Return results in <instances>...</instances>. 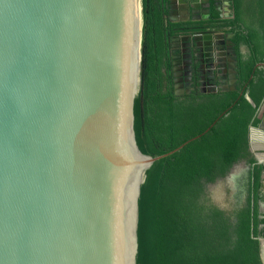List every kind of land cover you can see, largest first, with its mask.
Segmentation results:
<instances>
[{
  "label": "water",
  "instance_id": "95a60500",
  "mask_svg": "<svg viewBox=\"0 0 264 264\" xmlns=\"http://www.w3.org/2000/svg\"><path fill=\"white\" fill-rule=\"evenodd\" d=\"M140 21V0H0V264H148L144 171L199 136L139 152ZM225 39L191 43L218 40L225 60Z\"/></svg>",
  "mask_w": 264,
  "mask_h": 264
},
{
  "label": "trees",
  "instance_id": "16d2710c",
  "mask_svg": "<svg viewBox=\"0 0 264 264\" xmlns=\"http://www.w3.org/2000/svg\"><path fill=\"white\" fill-rule=\"evenodd\" d=\"M231 1V20H218L215 11L213 18L233 32L241 69L237 88L198 95L199 102L187 103L177 101L170 84L162 91L163 78L170 81L167 38L182 32L183 27L201 23H170L163 0H140L135 144L141 154L156 157L199 136L144 171L137 209L148 264H262L258 239H264V204L260 212L257 203L264 165L252 167L251 202L246 199L235 212L218 210L204 192L233 163L244 159L254 163L247 149V130L258 124L255 111L264 95L263 73L254 68L264 63V0L256 1L258 34L243 31L236 2ZM249 9L251 12V6ZM255 38L258 43L253 42ZM239 43L249 49L245 61L237 53Z\"/></svg>",
  "mask_w": 264,
  "mask_h": 264
},
{
  "label": "flooded vegetation",
  "instance_id": "af4514ba",
  "mask_svg": "<svg viewBox=\"0 0 264 264\" xmlns=\"http://www.w3.org/2000/svg\"><path fill=\"white\" fill-rule=\"evenodd\" d=\"M228 1L231 3V0ZM221 3L222 1L220 0H197V9L194 10L193 14H189V8L183 6L184 0H163L162 2L165 18L170 23H201V26L189 25L183 27V33L179 32L167 38L166 60L169 66L170 81L167 83L166 78H163L162 91L164 92L165 87L170 84L172 94L177 101L196 103L200 101L199 97H197L198 95L225 90L232 91L237 88L236 83L241 69L236 62L237 55L234 52L235 49L232 42L233 34L231 40H224L227 43L224 45L226 48L224 53L227 55L224 57L225 60H223L222 54L220 55L223 52L218 40L210 47L199 43V46L194 48L191 43L192 36L202 35V33H210L212 36L224 35L225 37L233 33L229 27H221L220 22L213 18V12L215 11L217 19L224 20L222 16L226 10L231 13L232 17V6L230 8L227 4L228 8L224 11ZM244 14H247L246 10ZM185 17H187L186 20H181ZM202 24L204 25L202 26ZM173 38L177 40H173ZM241 60L243 61L244 58L241 57ZM256 68L263 69V66L258 64ZM161 72L164 74L163 70ZM247 149L254 163H247V159L239 160L230 166L224 176L205 186L204 192L211 204L224 213L235 212V210L245 205L248 198L251 202L253 193L251 186L253 181L252 167L254 165H264V162L256 156L253 150L250 151L248 147ZM259 185L258 196L260 201L257 204L258 209L261 206L263 210L264 174L262 172ZM258 245L260 244L258 243Z\"/></svg>",
  "mask_w": 264,
  "mask_h": 264
},
{
  "label": "crops",
  "instance_id": "0c3cea01",
  "mask_svg": "<svg viewBox=\"0 0 264 264\" xmlns=\"http://www.w3.org/2000/svg\"><path fill=\"white\" fill-rule=\"evenodd\" d=\"M220 1H222V3H221L222 6L221 7L224 8V11H225V9L228 8V6H230V8H231V6H233L232 1H231V3L228 0H226V1L225 0H220ZM256 1L257 0H235L237 14H238V16L240 18L239 24H240V27L243 29L244 32L249 31V32L254 33V34H258L257 33L258 26H257V22H255V21H257V19L255 17V14L258 11V6L256 5ZM227 4H228V6H227ZM249 4H250L251 9H252L251 12H248V10H250L249 9V7H250ZM262 4L264 6V1H263ZM245 10H246L247 14H244V11ZM263 10H264V8H263ZM231 11H232V8H231ZM242 11H243V17H242ZM248 15H251L252 18L251 19H249V17L246 18ZM225 16H228V17H225ZM222 17H224V20H231L232 19L231 13H229V11H227V10L225 12H223V16ZM225 34H227V33H225ZM232 34L233 33H231L228 36H226V39H228V40L230 39L231 40ZM253 42L254 43H258V41H257L256 38L253 39ZM237 53L242 58H244V60H245L246 57L249 54V49L243 43H239L238 46H237ZM258 64L259 65L261 64V66H263V69L256 68V66ZM257 65L255 64V67L254 68L257 69V72H261L262 71L263 76H264V63H257ZM255 79L257 80V77L256 76H255ZM252 104H253V102H252ZM253 106H254V104H253ZM255 119L258 120V124L255 126L257 128L252 129V132L253 133L256 132L257 133V136H260V137L262 135L264 136V95L262 97V101L260 102V104L258 105V107H257V109L255 111ZM249 127H248V129H249ZM247 133H248V130H247ZM252 135L256 136L255 134H252ZM253 148L256 149V150H254L255 153L256 152H261L260 150H257L258 147H256V146L253 147ZM260 259H261V263L264 264V244L260 247Z\"/></svg>",
  "mask_w": 264,
  "mask_h": 264
},
{
  "label": "rangeland",
  "instance_id": "374dc122",
  "mask_svg": "<svg viewBox=\"0 0 264 264\" xmlns=\"http://www.w3.org/2000/svg\"><path fill=\"white\" fill-rule=\"evenodd\" d=\"M256 156H258L259 159L264 162V151L263 152L262 151L261 152H256ZM208 194H209V191H208Z\"/></svg>",
  "mask_w": 264,
  "mask_h": 264
},
{
  "label": "bare ground",
  "instance_id": "6f19581e",
  "mask_svg": "<svg viewBox=\"0 0 264 264\" xmlns=\"http://www.w3.org/2000/svg\"><path fill=\"white\" fill-rule=\"evenodd\" d=\"M253 138H256V137H254L253 135H251Z\"/></svg>",
  "mask_w": 264,
  "mask_h": 264
}]
</instances>
